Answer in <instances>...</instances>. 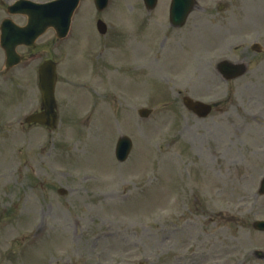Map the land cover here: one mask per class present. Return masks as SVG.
<instances>
[{"label":"rangeland","instance_id":"1","mask_svg":"<svg viewBox=\"0 0 264 264\" xmlns=\"http://www.w3.org/2000/svg\"><path fill=\"white\" fill-rule=\"evenodd\" d=\"M169 1L148 12L140 0H119L106 13L118 23H137L143 49L105 40L104 53L111 56L109 63H100L122 70V61L131 59L126 69L137 78L104 71L99 64L106 73L92 76L94 52L103 43L94 44L97 31L90 25L76 43L51 54L66 82L58 95L55 130L23 129L16 118L39 106L36 66L14 83L0 82V264H124L128 259L160 264L168 254L171 261L175 254L183 255L190 264L191 257L197 264H264L253 255L264 251V232L253 228L264 218V197L258 195L264 153L256 155L264 150V115L258 118L255 104L264 97V71L252 67L264 64V45L259 54L251 50L254 42L264 41V31L211 32L207 20L213 8L195 10L184 28H174L167 17ZM11 2L0 0V24L10 16L4 10ZM86 4L79 20L93 23L94 1ZM240 11L241 6V23ZM14 19L25 24L27 17ZM52 34L49 29L36 44L49 42ZM17 51L26 50L20 46ZM70 53L86 68L83 78L112 95L111 112L102 99L95 122L94 105L75 88L76 74L68 82L75 62L70 64ZM223 59H248L250 72L222 83L213 70ZM4 69L0 47V72ZM134 79L138 86L132 85ZM18 84L27 88L26 96L17 91ZM184 95L221 105L199 118L184 106ZM142 107L154 111L141 123ZM125 134L133 141L127 164L115 157L117 140ZM59 187L67 188L68 195L59 196ZM41 230L50 238L26 250L32 233Z\"/></svg>","mask_w":264,"mask_h":264},{"label":"water","instance_id":"2","mask_svg":"<svg viewBox=\"0 0 264 264\" xmlns=\"http://www.w3.org/2000/svg\"><path fill=\"white\" fill-rule=\"evenodd\" d=\"M74 7H75V3L74 2L70 3L65 8L64 11L56 12L55 13L56 15L49 17V20H47L46 18L41 16V13L44 10H36L34 12L36 14V16H33L35 18L32 17V19L30 20V26L26 28V32H23L24 35H27L28 31H29L28 29H30L32 32H34L33 36L31 37V39L33 40L37 37V35H39L41 32H43L46 29V27H48L49 25H55L56 27H59V29L61 26L68 25L70 15H71V12L74 9ZM177 11H178V8H177ZM174 15H175V13H174ZM183 15H182L183 16L182 21L185 18V14H183ZM178 24H180V23H178ZM4 35H6V34L4 33L2 35L1 45L6 50L7 58L10 60V61H8V64H10L12 62L11 59H16L13 57V54H15V52H14L15 46L14 45H16L19 42H23V43L28 42V40L23 39L25 37H21L19 41L13 42V41L6 40L7 38ZM43 75H46V79H47V81H46L47 86L45 88L46 89L45 92H46V95L48 98V104H47L48 108L47 109L49 111V114L46 118L45 117L42 118L41 121L53 126L55 121H56V113L54 111L55 102H54V98H53V90H54L56 75H55L54 69H51L50 72H46V74H43ZM185 102H186V105L190 108H195V109L198 108V105L193 104L188 99H186ZM122 143H123V147H121ZM129 150H130V141L127 138L121 139L119 142L118 150H117L118 157L120 159H124L127 156Z\"/></svg>","mask_w":264,"mask_h":264},{"label":"bare ground","instance_id":"3","mask_svg":"<svg viewBox=\"0 0 264 264\" xmlns=\"http://www.w3.org/2000/svg\"><path fill=\"white\" fill-rule=\"evenodd\" d=\"M250 24L253 25L254 27H257L259 25V22H256V20H251Z\"/></svg>","mask_w":264,"mask_h":264}]
</instances>
